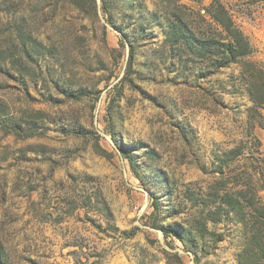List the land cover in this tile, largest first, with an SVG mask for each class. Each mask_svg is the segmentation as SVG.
Masks as SVG:
<instances>
[{
    "label": "rangeland",
    "instance_id": "1",
    "mask_svg": "<svg viewBox=\"0 0 264 264\" xmlns=\"http://www.w3.org/2000/svg\"><path fill=\"white\" fill-rule=\"evenodd\" d=\"M264 264V0H0V264Z\"/></svg>",
    "mask_w": 264,
    "mask_h": 264
},
{
    "label": "trees",
    "instance_id": "2",
    "mask_svg": "<svg viewBox=\"0 0 264 264\" xmlns=\"http://www.w3.org/2000/svg\"><path fill=\"white\" fill-rule=\"evenodd\" d=\"M197 264H199V263H197Z\"/></svg>",
    "mask_w": 264,
    "mask_h": 264
}]
</instances>
